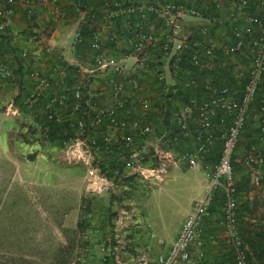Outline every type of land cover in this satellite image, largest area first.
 Instances as JSON below:
<instances>
[{
    "label": "built area",
    "instance_id": "1",
    "mask_svg": "<svg viewBox=\"0 0 264 264\" xmlns=\"http://www.w3.org/2000/svg\"><path fill=\"white\" fill-rule=\"evenodd\" d=\"M16 1L0 0V32L6 31L7 17L10 8ZM20 3L25 10L26 17L31 19L34 14L33 3L30 0H20ZM113 6L119 9L122 15H136L143 22H147L151 18L160 20L163 28L161 44L163 57L175 62H179L189 52L191 64L198 66L201 63V57L213 58L216 54L234 57L240 55L248 46L247 48L250 50L248 66L244 69L236 67L233 72L234 79L244 81L239 101L234 100V92L230 87H223L204 103L187 106L177 119L178 132L172 135V133L163 131L154 139V153L160 158L165 154L161 151L163 145L177 146L183 139H190L187 148L181 153H166L165 157L171 159L165 158L157 168H146L141 164L140 160L145 159V147L141 152L134 148L136 138H148L154 134L155 129L151 123L141 124L137 120L132 121L129 126L126 120L117 117L116 109L123 107L126 103L121 99L125 91V84L114 79L109 81L110 98L114 107L102 112L97 111L96 103H92L84 110L82 116L73 118V113L80 110V102L85 88L82 83H78L71 89L75 102L71 113L67 115L64 111V96H51L46 107L45 125L36 124L34 125L36 126L35 130L41 132L45 138L49 132L50 123L67 121L69 127L74 130V137H68L63 142L62 148L67 155V160L70 163H77L84 159L83 156H79L77 147H81V152L84 150L83 136L85 129L89 127L94 134L98 135L88 143L89 156L98 154L100 151L110 153L113 144L117 143L129 152L125 161V171L140 176L143 183L149 187L161 185L166 171L171 165H183L187 169L197 168L202 171L206 183L203 198L192 206L191 212L185 217L176 238L171 243L170 249L160 253L156 261L158 264H194L196 258L201 257L202 241L199 237V226L214 192L220 189L225 197L222 226L233 247L235 264H248L246 260L247 248L239 239L236 228L237 181L233 169V153L250 105L264 77V20L261 16L264 0H127L125 3L114 2ZM187 17L205 19L206 24L199 27L191 36L183 35L182 22ZM28 41L33 43L36 40L35 37H31ZM156 42L153 34L141 31L134 32L128 40L129 46L137 56L142 54L145 48L154 46ZM91 48L95 51L100 50L96 35H93ZM20 56L30 62L31 69L28 78L35 81V86L28 95L26 103L33 104L40 98L48 96L47 92L52 89V76L41 75L40 52L35 51L29 54L28 51L23 50ZM107 67H112L115 72L120 71L113 59H107L100 53L97 54L92 70H103ZM60 71L61 66L56 64L52 72ZM51 74L53 75V73ZM124 74L128 85L135 92L134 103L143 104L144 100L136 94L138 88L136 80L131 77L130 72ZM0 76L3 79L12 77L6 67L1 64ZM157 80L162 82L164 77L159 74ZM1 109L0 105V112H2ZM18 112L10 104L2 113L7 116H15L18 115ZM192 112L195 113L196 120V128L193 131L187 124V116ZM104 119H107V126L113 133L97 131L102 126ZM225 126L226 129L223 130ZM27 138L32 137L28 135ZM216 138L222 140V147L217 162L211 166L208 162V155ZM260 140L264 142V120H261ZM240 163L247 169L250 183L259 191V198L264 206L263 155L252 150L244 156ZM89 175L86 178L88 182L92 181L93 176L98 178L94 170H89ZM151 177H154L153 181H149ZM100 180L107 185L106 180Z\"/></svg>",
    "mask_w": 264,
    "mask_h": 264
},
{
    "label": "crops",
    "instance_id": "2",
    "mask_svg": "<svg viewBox=\"0 0 264 264\" xmlns=\"http://www.w3.org/2000/svg\"><path fill=\"white\" fill-rule=\"evenodd\" d=\"M30 1L33 3L34 8L32 18L28 19L26 17L20 0H17L10 8L6 31L0 32V64L6 67L12 75L10 79H3L0 76V105L2 106V112L10 104L19 111L16 105V102H19L17 96L24 95L23 89L28 92L33 88L35 81L28 78L31 69L29 61L21 58L20 54L23 50L28 51L29 54L38 51L41 54L39 64L41 75L52 76V89L47 92L49 95H66L67 97L72 87L82 83L83 80L87 81V86L83 92L85 99L82 98L84 104H82V108L80 105L79 111L73 113V118L82 116L84 110L92 103H96L97 111L102 112L114 107V103L110 98L109 85V81L114 79L125 84V91L121 99L125 100L126 103L123 107L116 109L117 117L126 120L129 126L132 121L137 120L141 124L151 123L155 131L157 128H161L160 125H162L164 115L160 110L162 103L160 101L162 95L167 93V89L171 90H169L170 97L175 93V88H173L175 82L173 81L172 73L174 75L176 72L172 70L169 59L164 57L163 59H158L163 42V28L160 20L151 18L149 21L143 22L136 15L134 17L122 15L113 4L114 2L125 3L127 0ZM261 16L264 19V9ZM189 18L187 17L182 22V27L183 35L191 36L199 27L206 24V20L191 18L196 24L188 26L185 23ZM132 31L133 33L139 31L149 32L155 36L157 42L154 46L145 48L142 54L137 56L128 44ZM93 35H96L99 40L100 50L98 51L91 48ZM31 37H35L36 41L33 43L29 42L28 40ZM247 47L240 54L241 58L238 60L234 59L236 63L234 68L244 69L246 67L241 62H246V58L248 59L250 56V50ZM99 53L103 54L107 59H113L120 71L115 72L112 67H107L103 70H92L94 60ZM56 64L61 66L60 72H52ZM234 71L235 69L229 70L232 77ZM125 72H130L131 77L136 80L138 84L136 94L144 100L143 104L134 103L133 95L135 92L128 85ZM159 74L164 77L163 88L160 87V83L157 80ZM237 81L232 86L233 89L231 91L234 92V100L238 102L240 95H237V88L240 89L242 85L240 80ZM70 84L72 85L70 86ZM173 98L174 96L170 99ZM64 102L65 107H69L70 102L68 103L67 100H64ZM71 103L68 110L69 113H71L75 102L72 100ZM169 104L171 107L165 117H168L170 123L165 129L163 126L161 129L172 133L170 130L171 122L177 120L187 106L191 105L182 104L180 107L176 101H171ZM64 111L66 110L64 109ZM2 112H0V162H12L14 165L13 173L16 174V177L22 173V170L28 174L32 171V183H42L43 180L50 178L51 173H53L54 177L58 176L56 170H60L61 167L52 168L51 166H46V170L45 167H41L39 163L44 162L42 160V151L37 153V150H34L35 152H33L32 145L18 139L16 132L17 121H14L18 119L9 117ZM67 112L65 113L68 114ZM20 116L22 117L21 113ZM187 117L189 129L193 131L196 128L195 113H189ZM256 119L257 116L252 119L255 124H257L255 122L257 121ZM101 129L103 130H100V132L113 133V131L109 130L107 124ZM142 139L136 138L135 141H139L141 144L146 143ZM188 140L190 139H183L181 141L182 145L183 143L187 144ZM52 147L54 148V146ZM143 150L144 147L138 152ZM21 155L26 156V161L30 165L22 163ZM38 160L39 163H37ZM3 164L5 163L3 162ZM170 167L166 171L164 181L169 178L172 171L181 170L178 168L181 167L179 165H171ZM185 169L188 170L187 168ZM243 175L245 173L237 177L238 186L247 180ZM243 195L246 196L244 198L240 196L238 197L239 200L237 199L238 221L242 223L240 232L244 230L246 232L255 231L264 234V206L261 209L259 206V204L262 205L261 201H259V204L257 201H253L250 197V192L245 190ZM193 203L194 201L192 200L182 222L191 212ZM222 221L223 208H216L214 212L207 210L202 218L199 226V237L202 241L204 264H225L222 256L228 251V240L226 239L227 235L223 229ZM163 252H167L166 249ZM255 264L257 263L255 262Z\"/></svg>",
    "mask_w": 264,
    "mask_h": 264
},
{
    "label": "rangeland",
    "instance_id": "3",
    "mask_svg": "<svg viewBox=\"0 0 264 264\" xmlns=\"http://www.w3.org/2000/svg\"><path fill=\"white\" fill-rule=\"evenodd\" d=\"M185 24L196 23L189 18ZM248 63L241 62L243 66ZM86 83L83 80L85 88ZM9 117L18 119L14 121H17V138L21 139L24 119L19 112ZM144 142H135L134 148L137 151L146 148L145 159L140 160L146 168H157L165 158L171 159L165 157L166 153H181L187 148L184 143L163 145L161 151L165 154L160 159L154 153V137L150 136ZM83 144L82 152L81 147L77 148L79 156L84 159L77 163L67 160L63 148H53L46 143L33 147V152L35 149L37 153L42 151L45 164L39 160L37 163L45 170L46 166L61 167L56 170L58 176L51 173L50 178L43 180V185L32 183V171L28 174L22 170L16 177L12 162H0V264H15L24 257L32 264H47L50 253L62 247L72 248L74 264H102L101 244H110V251L105 252L113 255L111 264H157V256L164 249H170L190 202L193 200L194 205L204 196L203 172L197 168L186 170L183 165L178 167L181 170L172 171L158 187H149L140 176L129 171H124L120 178L126 182L132 177L130 180L136 186L117 185L101 175L100 163L108 161L105 156H89L88 140L84 139ZM252 150L264 152L263 142L251 147L237 146L236 162L240 165ZM21 158L24 165H30L26 156L21 155ZM240 166L237 176L247 173V169L242 164ZM89 170L96 171L98 177L93 176L91 182L86 180L87 175L90 176ZM262 171L264 173V167ZM100 179L106 180L107 185ZM153 180L151 177L149 181ZM248 184L246 191L259 204V191L250 181ZM217 191L221 192L220 189ZM240 196L244 198L246 195L242 193ZM259 206L263 209V204ZM111 214L115 216L111 217ZM88 215L94 219H90L86 226H80V221ZM94 228L101 229V236Z\"/></svg>",
    "mask_w": 264,
    "mask_h": 264
},
{
    "label": "trees",
    "instance_id": "4",
    "mask_svg": "<svg viewBox=\"0 0 264 264\" xmlns=\"http://www.w3.org/2000/svg\"><path fill=\"white\" fill-rule=\"evenodd\" d=\"M128 17H134V15H129ZM264 20V19H263ZM133 35V31L130 33V37ZM87 37V36H86ZM163 52L161 51L160 47V55H158V59H163ZM241 58L240 55H236L234 57H225L219 54H216L213 58L209 57H201V63L198 66H194L191 64V59L189 52L184 55V57L179 61L175 62L174 60H170V66L172 67V70L176 73L173 75L172 78L175 82V85L173 88H175V93L172 95L174 96L173 99H170V89H167V93H164L161 98V113H163L164 117L162 119V126L165 129L167 125L170 123L168 120V117H165L166 114H168V110L170 109L171 101H176L178 105L181 107L182 104H195L200 105L207 101L210 97L214 96L216 91L220 90L223 87H230V89H233L232 86L235 84V82H238L234 77L230 75L229 70L235 69L234 66L236 65L235 60H238ZM243 58V57H242ZM235 59V60H234ZM247 59V58H246ZM250 56L246 61L249 62ZM30 65V62H28ZM234 79V80H233ZM159 82V81H158ZM157 82V83H158ZM241 87L238 89L237 95H241L243 90V80H240ZM23 83V82H21ZM71 83V82H70ZM160 87L163 88V81L159 82ZM158 83V84H159ZM72 84H70L71 86ZM35 86V84H34ZM32 86V87H34ZM206 87H209V89H206ZM33 88H31L32 90ZM31 90L26 92L25 89L22 91L24 92V95L17 96L19 102H16L17 107L19 109V112L22 114V118L25 120L21 122V130H22V137L21 140L29 145H32L34 148H38L40 144L46 143L49 146H57L58 148L63 147V142L68 137H74V130L71 129L68 125L67 121L61 122V123H50L49 124V132L47 133V136L43 138V135L41 132L35 130L36 124L42 123L45 125L46 116L45 112L47 111L46 107L47 104L50 101L51 95L48 94V96H44L40 98L37 102L33 104L26 103V99L28 95L30 94ZM170 90V91H169ZM85 89H83V92ZM65 97V101L67 100L68 103L70 102L69 107H65L64 109L67 112L71 106V102L73 100L71 89L69 91V94L63 95ZM69 97V98H68ZM82 98H84L82 96ZM240 98V97H239ZM85 99V98H84ZM171 100V101H170ZM74 101V100H73ZM82 104H84V100L82 99L80 102L81 108ZM68 114L69 111L67 112ZM67 114V115H68ZM254 116H257V121H255L257 124L253 123L252 120ZM261 120H264V77L259 84V87L257 89L255 98L250 105L249 111L247 113L245 123L243 126V129L241 133L239 134V138L237 141V145L235 147L234 153H233V169L235 173V178L237 181L236 172L240 173V165L236 162L237 158V146L239 145H246V147L256 146L260 140V127H261ZM29 122V124H28ZM34 123V124H33ZM108 123L107 119H104L103 124L101 127L105 126ZM177 120H174L171 122V132L172 135L174 133H177V127H176ZM161 124V123H159ZM254 126V127H253ZM98 128L97 131L103 130ZM158 129L154 132L152 137L154 139L162 132L163 129ZM253 128V129H252ZM226 129V126L223 127V130ZM28 135L32 138H27ZM27 136V137H26ZM97 134H94L92 132V129H89L87 127L85 129V133L83 138L88 140V143H90L91 139L97 138ZM255 136V137H254ZM146 139L143 137L142 141ZM137 142V141H135ZM178 144L177 146H179ZM264 145V142H263ZM222 147V140L220 138H216L215 143L213 147L211 148L209 155H208V162L209 164L215 165V163L218 160L220 151ZM112 151L110 153H105L104 151L98 152V154H101L105 156V160H108L107 162H101L100 163V171L101 175L106 177L110 181H115V184H121L123 183L126 186H136L134 185V181H131L132 177L127 178L129 180L123 181L120 177L125 171V160L127 159L129 152L127 149L121 148L117 143L113 144ZM37 149H35L36 151ZM174 150V149H173ZM34 151V152H35ZM264 156V152L261 153ZM31 159V158H30ZM245 173V176L247 178L246 181L240 184L238 186L237 181V195L236 199H238V195H241L243 191L247 190L248 183H249V174L248 172ZM241 173V174H243ZM123 176V175H122ZM120 181V183L118 182ZM142 184V183H141ZM219 192V193H218ZM241 192V194H240ZM225 203V197L224 193L221 191L214 192L211 203L207 210L209 211H215L216 208L220 209L221 206L224 208ZM240 212V209H239ZM115 216V214H111V217ZM88 217V218H87ZM82 222L80 221V226H86L87 223L94 219L93 216L88 215ZM223 222V221H222ZM239 227V228H238ZM236 228L238 232L239 239L242 241L243 246H246V260L249 264H264V234L262 232H246L243 230V232H240V228H242V223L238 221V208L236 210ZM224 229V228H223ZM95 231H99L98 236H101L102 232L101 229L94 228ZM228 251L222 256L223 262L225 264H235L234 259V250L231 245V242L228 238ZM226 240V241H227ZM100 241V239L98 240ZM109 249L110 251V244H101L99 247V250L101 251V259L102 264H111L113 262V255L106 254L105 251ZM201 257L196 258L194 264H204L203 255H202V246L200 247ZM72 248H56L53 252L50 253L48 257L47 264H74L72 259ZM93 255H91L90 258H92ZM254 259V261H253ZM157 263V261H156ZM15 264H32L28 258H20L17 263ZM158 264V263H157Z\"/></svg>",
    "mask_w": 264,
    "mask_h": 264
}]
</instances>
